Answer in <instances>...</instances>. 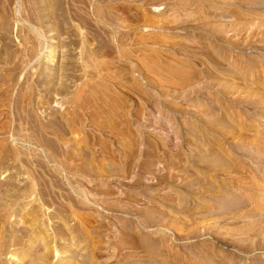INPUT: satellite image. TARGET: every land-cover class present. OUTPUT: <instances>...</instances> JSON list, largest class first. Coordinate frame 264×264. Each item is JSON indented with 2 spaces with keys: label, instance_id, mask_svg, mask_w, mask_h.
I'll return each instance as SVG.
<instances>
[{
  "label": "rangeland",
  "instance_id": "374dc122",
  "mask_svg": "<svg viewBox=\"0 0 264 264\" xmlns=\"http://www.w3.org/2000/svg\"><path fill=\"white\" fill-rule=\"evenodd\" d=\"M0 264H264V0H0Z\"/></svg>",
  "mask_w": 264,
  "mask_h": 264
}]
</instances>
